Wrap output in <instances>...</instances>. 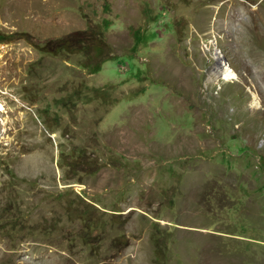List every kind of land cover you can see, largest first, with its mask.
<instances>
[{"label":"rangeland","instance_id":"374dc122","mask_svg":"<svg viewBox=\"0 0 264 264\" xmlns=\"http://www.w3.org/2000/svg\"><path fill=\"white\" fill-rule=\"evenodd\" d=\"M96 24L97 72L0 41V264H264V0H0Z\"/></svg>","mask_w":264,"mask_h":264},{"label":"trees","instance_id":"16d2710c","mask_svg":"<svg viewBox=\"0 0 264 264\" xmlns=\"http://www.w3.org/2000/svg\"><path fill=\"white\" fill-rule=\"evenodd\" d=\"M99 26L100 24H96V26L89 25L84 30L73 31L62 37L44 41L34 40L27 32H0V41H8L12 37L21 35L35 48L46 53L80 54L83 58L79 65L89 72H97L100 70L101 64L109 59L111 55L110 44L106 41L102 33L103 29Z\"/></svg>","mask_w":264,"mask_h":264},{"label":"bare ground","instance_id":"6f19581e","mask_svg":"<svg viewBox=\"0 0 264 264\" xmlns=\"http://www.w3.org/2000/svg\"><path fill=\"white\" fill-rule=\"evenodd\" d=\"M243 6V4L241 5ZM216 72L218 74V76H220L219 78H223L225 80H227L228 78L233 76V72L231 71L230 67L228 65H221L219 68H216ZM215 74V76L217 75Z\"/></svg>","mask_w":264,"mask_h":264},{"label":"water","instance_id":"95a60500","mask_svg":"<svg viewBox=\"0 0 264 264\" xmlns=\"http://www.w3.org/2000/svg\"><path fill=\"white\" fill-rule=\"evenodd\" d=\"M217 63H218V64H221V65H224L223 61H222V63H221V59H220V58L217 60Z\"/></svg>","mask_w":264,"mask_h":264}]
</instances>
